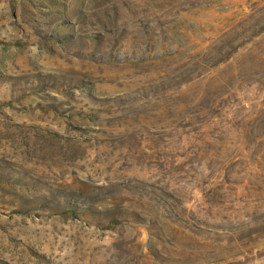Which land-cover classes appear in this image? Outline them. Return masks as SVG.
<instances>
[{"label": "rangeland", "instance_id": "obj_1", "mask_svg": "<svg viewBox=\"0 0 264 264\" xmlns=\"http://www.w3.org/2000/svg\"><path fill=\"white\" fill-rule=\"evenodd\" d=\"M0 264H264V0H0Z\"/></svg>", "mask_w": 264, "mask_h": 264}]
</instances>
